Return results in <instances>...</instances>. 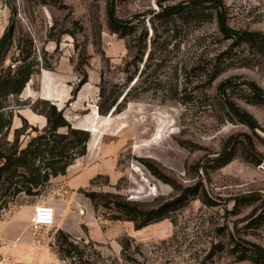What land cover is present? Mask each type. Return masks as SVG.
Returning <instances> with one entry per match:
<instances>
[{
    "label": "rangeland",
    "instance_id": "rangeland-1",
    "mask_svg": "<svg viewBox=\"0 0 264 264\" xmlns=\"http://www.w3.org/2000/svg\"><path fill=\"white\" fill-rule=\"evenodd\" d=\"M195 1L0 0L2 68L13 70L30 40L38 64L21 97L11 99L9 140L17 130L14 122L22 128L24 114L43 102L56 106L72 129L90 135L86 155L65 176L51 179L37 196H20L0 215V264L5 258L12 264H255L239 258L251 256L254 246L264 249V104L253 99L251 89L255 84L264 94V55L222 36L212 11L204 10L208 3L181 25L180 39L171 38L173 25L155 16L173 7L191 9ZM217 1L230 28L264 34V0ZM110 3L132 28L130 37L108 29ZM141 35L145 50L136 40ZM127 78L133 79L129 102L121 113L101 117L102 82L110 87ZM232 104L254 129L234 118L227 109ZM46 122L42 129L32 127L42 132ZM28 141L21 137L23 147ZM240 142L255 162L237 148L227 165L218 166ZM80 178L85 181L71 189L70 181ZM91 190L146 206L174 202L176 211L137 231L95 210L84 195ZM44 204L63 207L56 210L54 227L33 232L35 208ZM59 231L81 243L74 260L60 257ZM6 245L14 251L5 253Z\"/></svg>",
    "mask_w": 264,
    "mask_h": 264
},
{
    "label": "trees",
    "instance_id": "trees-1",
    "mask_svg": "<svg viewBox=\"0 0 264 264\" xmlns=\"http://www.w3.org/2000/svg\"><path fill=\"white\" fill-rule=\"evenodd\" d=\"M204 3H208L211 17L215 19L218 30L222 36L228 40H235L248 46L260 55H264V34L258 32L237 31L230 28L223 14L224 5L217 0H196L191 7H173L164 10L156 15L158 20H166L169 25H173L174 34L171 38L180 39L183 34L181 25L190 24V15L199 14L203 10ZM223 9V10H222ZM211 18V19H212ZM180 22L181 24H177ZM107 26L108 29L127 38L132 35V28L116 16L114 4L110 3L107 7ZM156 38H160L158 30L154 29ZM144 35L136 40L141 43V49L145 50L143 44ZM29 50L21 51L20 59L16 60L17 66L13 70L5 71L3 67V54L5 47L0 49V215L22 195L34 197L39 194L41 189L48 185L53 178L65 176L67 170L80 158L87 153V146L90 142V135L83 130L72 129L64 119L62 112L56 106L48 102L36 103L33 113L42 116L47 121L46 128L39 132L38 129L30 127L35 137L28 134V123L23 118V127L17 129L13 141L9 140V135L13 127L15 108L11 105V99H19L36 74L38 64L34 61V44L30 40ZM143 57L144 53L140 52ZM155 52H151L148 59L153 60ZM87 80L80 83L85 85ZM133 82L132 78H127L125 84L108 86L102 82L100 88V100L98 103V114L101 117L109 118L123 111V104L129 102L131 90L127 91ZM79 86V87H81ZM253 99L257 103L264 104V94L255 84L251 85ZM79 88L73 92L75 95ZM43 104L46 108L39 109ZM227 107L228 111L243 125L254 129L249 116L236 105ZM65 130V133H60ZM29 137L26 146L21 142L22 136ZM239 147L233 145L231 150L217 160L218 166L227 165L234 157L237 148L244 153V159L254 163L255 159L249 154L244 143H239ZM257 164V163H256ZM257 165H261L258 164ZM159 180L165 184L176 188V182L152 166H148ZM85 197L90 200L95 210H103L110 215L113 221H125L132 223L137 231L150 225L160 223L168 219V213L176 211V203L171 202L162 207L146 206L140 202L129 201L125 197L115 193H98L95 191L84 192ZM206 202V198H202ZM59 255L63 260H74L81 243L74 240L69 234L59 231L57 237ZM127 246L123 247V252ZM251 256L245 254L239 261L252 259L255 264H264V249L254 246L249 250ZM76 262L74 261V264Z\"/></svg>",
    "mask_w": 264,
    "mask_h": 264
},
{
    "label": "built area",
    "instance_id": "built-area-1",
    "mask_svg": "<svg viewBox=\"0 0 264 264\" xmlns=\"http://www.w3.org/2000/svg\"><path fill=\"white\" fill-rule=\"evenodd\" d=\"M56 210L50 205H39L35 208L31 230L38 232L43 228H51L56 224Z\"/></svg>",
    "mask_w": 264,
    "mask_h": 264
},
{
    "label": "crops",
    "instance_id": "crops-1",
    "mask_svg": "<svg viewBox=\"0 0 264 264\" xmlns=\"http://www.w3.org/2000/svg\"><path fill=\"white\" fill-rule=\"evenodd\" d=\"M23 117L29 123V125H31L33 127H36L38 129H42L41 123L46 122V119L44 117L38 116V115H36V114H34L32 112H26V114H24ZM14 125L18 129L19 126H18V124L16 122H14ZM59 179H61V177L58 178L57 180H59ZM84 181H85L84 178H80V179H78L76 181L75 180L74 181H70V183H69L70 188L71 189H77V187L81 183H83ZM60 207H63V205L55 204V210H59ZM12 247H13V245H9V246L6 245V247H3V249L5 250L4 252L8 253L9 250L11 251L13 249ZM14 249L12 251H14ZM2 264H12V262H11V260H9V259L7 260L5 258V261Z\"/></svg>",
    "mask_w": 264,
    "mask_h": 264
},
{
    "label": "water",
    "instance_id": "water-1",
    "mask_svg": "<svg viewBox=\"0 0 264 264\" xmlns=\"http://www.w3.org/2000/svg\"><path fill=\"white\" fill-rule=\"evenodd\" d=\"M97 111H98V108H97Z\"/></svg>",
    "mask_w": 264,
    "mask_h": 264
}]
</instances>
